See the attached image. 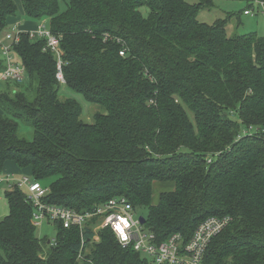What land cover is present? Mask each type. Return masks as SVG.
I'll return each mask as SVG.
<instances>
[{"label": "trees", "instance_id": "16d2710c", "mask_svg": "<svg viewBox=\"0 0 264 264\" xmlns=\"http://www.w3.org/2000/svg\"><path fill=\"white\" fill-rule=\"evenodd\" d=\"M21 2L61 37L66 82L46 39L23 31L13 49L27 79L0 84V172L16 161L46 182L48 203L79 212L125 196L148 208L158 243L175 232L187 241L208 217L229 215L202 264H264V36L199 20L211 0ZM17 10L0 0V31ZM75 94L99 106L92 122ZM161 181L175 188L153 205ZM26 195L6 192L0 264H151L109 228L94 241L90 224L58 222L54 241L40 237Z\"/></svg>", "mask_w": 264, "mask_h": 264}, {"label": "built area", "instance_id": "2783aa9c", "mask_svg": "<svg viewBox=\"0 0 264 264\" xmlns=\"http://www.w3.org/2000/svg\"><path fill=\"white\" fill-rule=\"evenodd\" d=\"M248 1L244 15L264 17V0ZM10 26L11 31H0V55L5 62L4 68L0 69V84L9 81L21 84L27 79V68L23 63L17 62L13 49L20 41L23 31L28 32L31 37L46 39L45 49L57 55V77L65 83L61 37L44 23H39L36 28L30 30H22L20 22ZM105 39L109 40L111 37L107 34ZM120 54L125 55V49L122 48ZM2 184H6L9 188L20 187L26 191L27 199L34 208L32 217L34 225L39 226L45 221H50L54 224L60 222L65 228L79 226L84 229L90 224L94 241H99L100 232L109 228L123 247H131L148 254L151 264H202L212 239L223 232L232 221L229 215L210 216L195 228L187 241L182 233L175 232L158 243L153 230L146 227L140 218H136V209L125 196L111 198L92 210L79 212L73 208L48 203L45 198L49 187L30 174L16 177L11 173L3 176L0 172V185Z\"/></svg>", "mask_w": 264, "mask_h": 264}, {"label": "rangeland", "instance_id": "374dc122", "mask_svg": "<svg viewBox=\"0 0 264 264\" xmlns=\"http://www.w3.org/2000/svg\"><path fill=\"white\" fill-rule=\"evenodd\" d=\"M17 5V12L8 18V24L11 25L16 22H20V26L30 30L36 28L39 23H44L49 27V21L47 19H31L25 16L21 0H14ZM211 6L204 7L197 12L198 19L206 22L213 23L214 21L227 20V31L230 35L245 34L250 32H256L260 36H264V17L262 15L251 16L244 15L243 11L248 7V0H211ZM7 26L6 31H11L12 27ZM30 27V28H28ZM3 84V83H2ZM4 85V84H3ZM17 87V86H16ZM18 88V87H17ZM1 89V88H0ZM62 91L66 95H72L73 93L65 86L62 85ZM75 96L80 100L83 105V118L87 121H93V114L98 110V105L87 102L82 96ZM97 106V107H95ZM20 133L23 137L32 138L33 130L30 126L24 124L21 125ZM14 174L16 177H21L23 174H31L29 168H23L18 165L14 160L7 161L3 168L1 175ZM43 182V181H42ZM44 184L46 182H43ZM175 183L171 181L155 182L153 187L152 204L156 205L159 203L160 195L162 192L173 191ZM6 184L0 185V216L9 214V202L6 197V192L10 190ZM148 215V208L141 207L136 209V218ZM37 234L40 237L53 238L56 235V227L53 222H43L37 226ZM147 257L143 254V258Z\"/></svg>", "mask_w": 264, "mask_h": 264}, {"label": "water", "instance_id": "95a60500", "mask_svg": "<svg viewBox=\"0 0 264 264\" xmlns=\"http://www.w3.org/2000/svg\"><path fill=\"white\" fill-rule=\"evenodd\" d=\"M140 220H141L142 223H145L146 222V218L144 216H141L140 217Z\"/></svg>", "mask_w": 264, "mask_h": 264}, {"label": "crops", "instance_id": "0c3cea01", "mask_svg": "<svg viewBox=\"0 0 264 264\" xmlns=\"http://www.w3.org/2000/svg\"><path fill=\"white\" fill-rule=\"evenodd\" d=\"M13 24H14V23H13ZM11 25H12V24H11ZM20 28H21L22 30H26V28H24V27L22 28V27L20 26ZM28 28H30V27H28ZM8 174H9V173H8Z\"/></svg>", "mask_w": 264, "mask_h": 264}]
</instances>
